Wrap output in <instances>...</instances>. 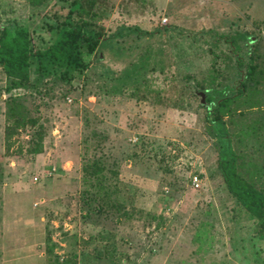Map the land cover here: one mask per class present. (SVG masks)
Here are the masks:
<instances>
[{"label": "rangeland", "instance_id": "374dc122", "mask_svg": "<svg viewBox=\"0 0 264 264\" xmlns=\"http://www.w3.org/2000/svg\"><path fill=\"white\" fill-rule=\"evenodd\" d=\"M15 16L34 50L68 19L98 44L78 70L37 82L33 66L27 87L8 90L0 67V264H264L210 120L226 98L237 169L264 191V0H0ZM10 108L25 124L7 147Z\"/></svg>", "mask_w": 264, "mask_h": 264}, {"label": "trees", "instance_id": "16d2710c", "mask_svg": "<svg viewBox=\"0 0 264 264\" xmlns=\"http://www.w3.org/2000/svg\"><path fill=\"white\" fill-rule=\"evenodd\" d=\"M74 4L76 5L78 2L74 1ZM73 10L68 15L70 18L73 16ZM82 10L83 7H80L79 15ZM47 26L48 30L55 32L53 41L44 48L34 50L31 45L29 25L25 18L16 16L0 17V67L6 76L8 90L33 84L31 83L33 66H35V71L38 73L37 82L41 81L49 73L52 66L63 68V73L78 70L84 66L83 53H92L97 47L98 38L89 29L85 28L87 27L86 21L78 22L77 20L74 22L68 19L66 21H58L56 24L49 23ZM236 38V35L227 36V40L229 39L233 44H236ZM251 58H253V53ZM251 58L247 65V78L248 76L251 77L255 70L254 65L251 63ZM221 75L222 71H217L215 75L210 77L209 81H206V84H213ZM197 84L201 87L205 86L202 83ZM207 98L209 101L213 100L211 95ZM225 100L226 98L221 96L218 98V101L212 107V117L210 119L219 142L218 166L228 192L235 198L237 204L252 219L256 220V232L260 237L264 238V191L257 189L237 169L236 154L226 137V128L220 116ZM13 112L17 116L11 118V124L5 128L7 147H9L8 140L16 133L19 127H23L25 124L23 111L10 108L7 116L11 117ZM29 122L33 123V119H29ZM29 150L33 151V153L41 152L42 145L40 141H37ZM89 167L90 170L85 167V172H91V174L95 175L96 180L91 183V186L97 187L96 192H98L103 187L100 183V178L102 177L98 174L101 169L94 162ZM95 196H98V194L96 193ZM107 196H109V189L106 187L103 197L106 198ZM103 197L102 202L105 203L102 206L108 205V202ZM53 263L70 264V262L64 263L57 259Z\"/></svg>", "mask_w": 264, "mask_h": 264}, {"label": "built area", "instance_id": "2783aa9c", "mask_svg": "<svg viewBox=\"0 0 264 264\" xmlns=\"http://www.w3.org/2000/svg\"><path fill=\"white\" fill-rule=\"evenodd\" d=\"M196 180H197V177L193 176V181L196 182Z\"/></svg>", "mask_w": 264, "mask_h": 264}]
</instances>
